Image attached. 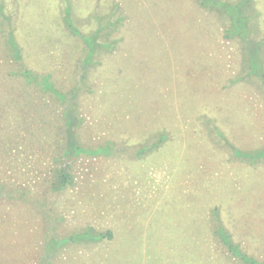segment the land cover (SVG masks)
<instances>
[{
    "label": "rangeland",
    "instance_id": "374dc122",
    "mask_svg": "<svg viewBox=\"0 0 264 264\" xmlns=\"http://www.w3.org/2000/svg\"><path fill=\"white\" fill-rule=\"evenodd\" d=\"M255 1L257 24L240 32L250 46L233 28L243 10L223 13L219 0H0V184L15 197L0 198V264H246L213 234L217 222L264 263V0ZM67 9L83 35L119 22L81 83L85 46ZM10 35L23 59L9 55ZM26 69L73 94L83 146L113 147L111 157L69 160L75 185L61 192L51 184L63 105L27 84ZM87 227L113 238L88 241ZM59 236L70 243L57 247Z\"/></svg>",
    "mask_w": 264,
    "mask_h": 264
},
{
    "label": "trees",
    "instance_id": "16d2710c",
    "mask_svg": "<svg viewBox=\"0 0 264 264\" xmlns=\"http://www.w3.org/2000/svg\"><path fill=\"white\" fill-rule=\"evenodd\" d=\"M202 2V5L207 6L209 3H212V0H200ZM244 1V5H230V3L225 2L223 0H219L221 4L220 11L223 13H226V10H229L228 12H233L234 9L237 11L243 10L238 16H233V28L236 30L235 32H238L237 35H241L240 32H242L243 28L245 27V24L249 22V20H253L254 17H258L256 10V1L255 0H242ZM213 4V3H212ZM216 2H214V5ZM71 9L66 10L67 15V24L66 27L69 29L70 33L72 35L78 36L79 39L83 41V45L85 48L82 51V57H81V66L80 71L81 77H80V83L83 81V79H86L88 73L92 68H94L98 61L97 56L101 54L102 52H106L111 48V40L110 36L113 34L114 30L117 29L119 22L111 21L107 24V26H103L99 23L97 29L90 34H82L78 31L77 26L75 25L74 20L70 16ZM254 21V20H253ZM256 23V21H254ZM257 24V23H256ZM250 35V34H249ZM91 36V37H90ZM11 42L9 41L8 44V52L9 55L17 54V56L20 59H23L22 57V49L20 48L19 44L15 42L13 35H10ZM226 39H231V36H225ZM241 39H243L248 45H254L253 41H250L247 35H241L239 36ZM110 46V47H109ZM15 56V55H14ZM263 56V53H262ZM256 61V60H255ZM258 61V59H257ZM255 65V64H254ZM20 76L26 80L27 84L34 85L41 89L43 92H51L57 100L61 102L63 105L62 110V121L63 126L65 128L64 135L62 137L61 143H60V152H59V160H60V166L55 170L54 174V180L52 181L51 188L55 192H61L64 191L67 188H71L75 185L74 178L71 174V164L69 160H73L74 158L81 157V156H90V157H99L100 155H103L105 157H111L113 154V147L106 143L103 146H98L96 148H87L83 146L78 139V132L79 128L82 126L83 118H80L78 115L77 105L75 102V98L73 94H71L70 98L67 97V95L63 92H59V90L56 89L54 83L52 82V76L51 74L47 75H39L37 73H33V71L26 69L20 73ZM161 140V136L158 138ZM259 157L264 156V151L259 152ZM59 162L58 160H55ZM11 189V188H10ZM6 185L0 184V198L4 199H14L15 197H12L10 195H13V193ZM17 198V196H16ZM22 199V198H19ZM214 235L221 240L222 244L225 246L227 252L234 258H238L245 262L246 264H264L261 262H258L257 259H254L253 257H250L246 255L240 248V245L236 244L231 240V237L227 230L219 224V222L216 223L214 227ZM84 233L82 234V238L88 239V241H101L104 239H112L113 238V232L107 231V232H99L95 230L92 227H87L84 229ZM69 236L65 237H58L57 240V247L62 248L66 244L70 243V240L68 238Z\"/></svg>",
    "mask_w": 264,
    "mask_h": 264
}]
</instances>
